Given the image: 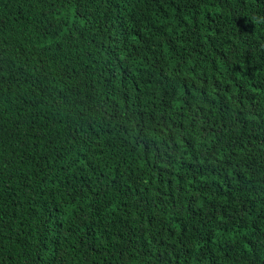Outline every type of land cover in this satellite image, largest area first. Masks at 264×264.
Segmentation results:
<instances>
[{"label":"trees","instance_id":"16d2710c","mask_svg":"<svg viewBox=\"0 0 264 264\" xmlns=\"http://www.w3.org/2000/svg\"><path fill=\"white\" fill-rule=\"evenodd\" d=\"M0 264H264V0H0Z\"/></svg>","mask_w":264,"mask_h":264}]
</instances>
